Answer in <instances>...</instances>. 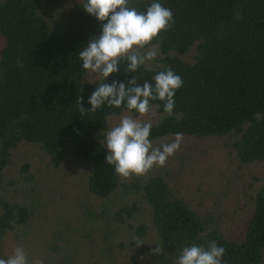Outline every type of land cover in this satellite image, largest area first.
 <instances>
[{
  "label": "trees",
  "instance_id": "obj_1",
  "mask_svg": "<svg viewBox=\"0 0 264 264\" xmlns=\"http://www.w3.org/2000/svg\"><path fill=\"white\" fill-rule=\"evenodd\" d=\"M83 2L76 0L56 26L43 13L41 0L0 2V183L22 144L38 146L56 171L80 163L87 168L85 189L105 203L106 210L93 220H104L114 237L123 236L115 243L109 238L94 243L93 250L91 243H83L85 236L51 243L43 259L50 264H148L151 251L145 240L154 233L156 247L173 260L186 245L206 248L216 241L226 249L223 264H264V177L255 190L243 188L235 211L221 203L216 210H203L181 192L185 185L171 170L182 158L183 141L192 139L219 144L239 172L264 163V0H129L138 11L161 3L172 10L174 24L153 41L160 52L156 66L145 64L127 74L121 61L106 82L127 87L135 76L140 86L154 84L153 77L167 68L183 80L171 116L163 102H150L159 116L151 122L153 145L169 143L180 132L179 150L164 167L129 180L119 179L105 162L106 133L122 112L139 114L107 105L81 113L76 103L82 95L90 110L89 96L99 87V81L85 80L79 59V51L101 34V24L84 11ZM192 48L188 62L182 56ZM180 152L186 161L194 154L188 147ZM29 168L25 164L21 172ZM31 222V206L0 197V258H6L11 233L19 240L17 233ZM101 233L109 236V230ZM69 237L76 238V232L70 230Z\"/></svg>",
  "mask_w": 264,
  "mask_h": 264
},
{
  "label": "rangeland",
  "instance_id": "obj_2",
  "mask_svg": "<svg viewBox=\"0 0 264 264\" xmlns=\"http://www.w3.org/2000/svg\"><path fill=\"white\" fill-rule=\"evenodd\" d=\"M75 1L41 0L43 13L51 25L62 24ZM3 45L4 41L0 39V51ZM192 50L193 48L182 58L192 62L194 55ZM159 56L160 52L154 61L146 65L156 66ZM85 80L91 84L98 83L88 74ZM152 113L155 115L149 114L139 119L157 121L159 116L155 111ZM119 119L111 121L110 129L119 122ZM183 142L185 143L182 149L188 147L194 150V154L186 161L180 149L179 154L182 158L177 160L176 167H172L171 170L180 175V180L185 185L180 189L181 192L190 194L189 199L198 209L216 210L221 203L225 210L235 211L238 208L237 197L242 195L243 188L253 191L263 180L264 163L255 164L239 172L236 165L225 156L219 144L193 139ZM25 164L30 165V168L28 173L23 174L21 169ZM86 172L87 168L80 163L70 164L62 171H56L41 149L31 144H22L13 152V166L7 170L0 183V197L31 206L33 222L23 228V233H17L19 240H14L15 232L7 238L4 248L6 258L15 247L22 246L30 264L37 259L42 260L43 264H50L43 259V256L46 257L45 253L51 243L79 241L81 236H85L86 240L83 243H91L93 250L94 243H107L108 238L114 243L121 240L123 236L114 237L115 230L107 226L104 220H93L97 214H101L102 209L106 210V208L105 203L91 197L85 189ZM238 178L242 179L238 180ZM102 229L109 230V236L105 239L101 233ZM70 230L76 232V238L69 237ZM129 237L131 238V234L123 239L127 240ZM145 243L150 246L151 251L148 264H172V258L162 250L159 254L154 253L153 249L158 244L154 233L148 234ZM84 261L90 264L89 260ZM92 263L94 264L95 261Z\"/></svg>",
  "mask_w": 264,
  "mask_h": 264
},
{
  "label": "clouds",
  "instance_id": "obj_3",
  "mask_svg": "<svg viewBox=\"0 0 264 264\" xmlns=\"http://www.w3.org/2000/svg\"><path fill=\"white\" fill-rule=\"evenodd\" d=\"M84 11L101 24V34L93 37L79 51L82 68L99 81L89 96L90 110L83 106L82 95L77 96L76 103L81 113L95 112L103 105L109 108H123L127 113L136 112L140 117L152 114L151 101L163 102V110L173 114L174 96L183 86V80L171 68L160 71L153 77L154 84L145 82L137 84V77L132 76L125 83L107 78L120 70L121 61L126 62L125 73H135L141 66L154 61L159 55V46L154 44L162 32L169 30L173 24L170 8L159 2L151 3L146 11H138L129 5V0H84ZM22 66V61H17ZM151 121H142L132 115L121 113L119 122L106 133L105 162L114 167L115 174L121 180L146 175L155 167H164L169 157L180 148L183 133H175L169 143L154 146L150 140ZM155 254L161 248L153 249ZM226 253L224 247L212 241L206 248L196 244L186 245L172 264H223ZM0 264H30L28 255L22 246L15 247L7 258H0ZM31 264H43L40 259Z\"/></svg>",
  "mask_w": 264,
  "mask_h": 264
}]
</instances>
